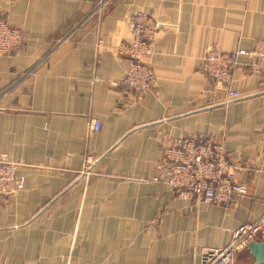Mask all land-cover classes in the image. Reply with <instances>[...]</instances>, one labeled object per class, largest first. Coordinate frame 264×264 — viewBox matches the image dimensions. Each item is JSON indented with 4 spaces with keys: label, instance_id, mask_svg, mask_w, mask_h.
I'll return each mask as SVG.
<instances>
[{
    "label": "crops",
    "instance_id": "crops-1",
    "mask_svg": "<svg viewBox=\"0 0 264 264\" xmlns=\"http://www.w3.org/2000/svg\"><path fill=\"white\" fill-rule=\"evenodd\" d=\"M139 11L162 27L135 96L117 47ZM0 14L25 35L0 56V158L25 178L0 195V264H199L264 216V74L241 58L227 101L205 71L209 49L264 40V0H0ZM186 136L223 139L247 195L172 190L165 149Z\"/></svg>",
    "mask_w": 264,
    "mask_h": 264
},
{
    "label": "built area",
    "instance_id": "built-area-1",
    "mask_svg": "<svg viewBox=\"0 0 264 264\" xmlns=\"http://www.w3.org/2000/svg\"><path fill=\"white\" fill-rule=\"evenodd\" d=\"M162 24L149 12L139 11L132 18L131 40L121 41L117 47L121 56L130 59L124 82L128 89L140 96L152 85L153 72L148 62L155 52V42ZM25 35L0 14V56L19 51ZM241 58L247 59V70L253 75L264 74V40H257L252 49L224 51L212 48L205 55V71L226 93L227 101L240 97L233 87L234 69ZM93 131L102 127L100 120L90 124ZM167 183L180 196H196L204 203L230 206L248 193V188L237 179L238 167L233 164L223 139L186 136L177 138L165 149ZM20 163L3 155L0 158V195H13L25 186V178L18 173ZM254 241L264 242V216L240 225L233 231L224 247L206 249L199 264H255L248 246ZM248 263H245V262Z\"/></svg>",
    "mask_w": 264,
    "mask_h": 264
},
{
    "label": "water",
    "instance_id": "water-1",
    "mask_svg": "<svg viewBox=\"0 0 264 264\" xmlns=\"http://www.w3.org/2000/svg\"><path fill=\"white\" fill-rule=\"evenodd\" d=\"M248 249L255 258V264H264V242L254 241L249 244Z\"/></svg>",
    "mask_w": 264,
    "mask_h": 264
},
{
    "label": "rangeland",
    "instance_id": "rangeland-1",
    "mask_svg": "<svg viewBox=\"0 0 264 264\" xmlns=\"http://www.w3.org/2000/svg\"><path fill=\"white\" fill-rule=\"evenodd\" d=\"M245 263H248L247 261Z\"/></svg>",
    "mask_w": 264,
    "mask_h": 264
}]
</instances>
